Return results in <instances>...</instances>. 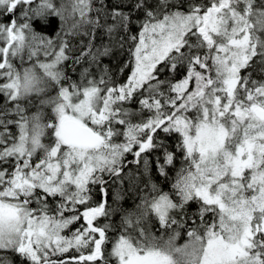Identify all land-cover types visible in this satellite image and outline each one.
<instances>
[{
	"label": "snow or ice",
	"instance_id": "6c2138e0",
	"mask_svg": "<svg viewBox=\"0 0 264 264\" xmlns=\"http://www.w3.org/2000/svg\"><path fill=\"white\" fill-rule=\"evenodd\" d=\"M6 16L0 252L25 264H264V80L253 79L264 75V0H0ZM49 17L55 37L34 27ZM115 49L129 53L123 82L102 63ZM69 63L82 66L76 80ZM158 132L178 136L183 166L170 191L145 181L109 237L110 184L150 176L157 150L168 178L175 153Z\"/></svg>",
	"mask_w": 264,
	"mask_h": 264
},
{
	"label": "trees",
	"instance_id": "16d2710c",
	"mask_svg": "<svg viewBox=\"0 0 264 264\" xmlns=\"http://www.w3.org/2000/svg\"><path fill=\"white\" fill-rule=\"evenodd\" d=\"M59 2V0H57ZM105 2L108 4V6L111 8L116 3H118V0H105ZM128 9L126 8L125 11ZM13 17L6 16V17H0V20H8ZM59 25L60 21L58 17H49L47 23H40L39 21L35 22L34 27L37 31L51 37H55L56 32L59 31ZM137 31V26H132V32L135 33ZM83 41L84 43H87L88 38L87 37H76L72 39L73 45H78L79 41ZM103 41L105 43L108 42V38L106 36L103 37ZM97 45L101 43L100 34H98V37L95 41ZM129 58V53L127 50H120L115 49L113 51V55L111 57H105L102 60L103 64H106L111 69L113 75L121 82H123L127 77V72L121 75H116L117 70L120 66H122ZM19 64V62L17 61ZM82 69L81 65H76V71L73 72L71 68V64L69 63L68 66V73L72 77L73 80L78 79L79 73ZM95 72V70H93ZM184 69L178 68L175 79L179 80L184 75ZM169 73L166 71L161 75V79H164L165 77H168ZM253 79L257 80H264V75L260 74L259 72H253ZM4 99L3 97H0V108L4 106ZM11 107V105H8ZM133 109H137L138 105L136 103H133L131 105ZM145 116L148 115L147 112L144 113ZM12 131L15 132V127H12ZM157 135L165 142V144L168 147V150L175 153V160L173 165L166 166L168 171V178H165L164 176L160 175L158 171V164L156 163L157 158H160V163H164L163 161V154L162 151L157 150L150 154V160H151V172L150 176L148 177H140L139 180L135 182V184L131 183L127 178L125 179V182L121 185L118 183H111L109 186V195H108V202L116 211L113 213V215L105 221L103 218H101V223H110L113 225V228L115 231H110L108 233L109 237H116L120 231V224H121V216L123 215L124 210H135V206L140 203V198L147 193L148 189L144 187L145 181L148 179H151L152 182L157 183L160 185L163 191H170V185L172 183V178L175 177L176 172L183 166V155L182 153L177 149L176 145L178 143V136L176 134H164L163 132H158ZM128 160H132L133 157L129 154L127 157ZM126 171H132L138 175L139 171H142V166L138 169L136 165H128V168ZM119 192L123 199L116 200L115 199V193ZM95 201L101 200V193L99 190V186L95 189L94 196ZM196 209L195 204H191L189 206V212H192ZM82 223V222H81ZM79 227V224H74L70 227V229L65 230V235H71L72 231L75 230V228ZM182 242V241H181ZM111 245H108V248L110 249ZM0 255L5 256L6 259L10 262V264H25L22 259L15 254L7 253V252H0ZM66 256L71 255H78V253L70 252L65 254Z\"/></svg>",
	"mask_w": 264,
	"mask_h": 264
}]
</instances>
